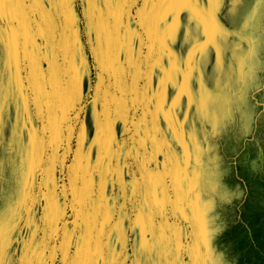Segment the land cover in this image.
Here are the masks:
<instances>
[{
  "label": "rangeland",
  "instance_id": "374dc122",
  "mask_svg": "<svg viewBox=\"0 0 264 264\" xmlns=\"http://www.w3.org/2000/svg\"><path fill=\"white\" fill-rule=\"evenodd\" d=\"M145 1L148 16L151 6L162 5V23L138 21L141 35L139 45L133 42L131 64L135 78H145L148 97L156 83H168L169 89L173 83V106L160 100L176 122L173 147L164 146L161 156L168 176L167 207L163 215L138 223L131 203L114 199L120 184L132 177L123 172L114 176L113 264H143L134 248L144 242L160 245L159 264H215L217 257L221 264H264V6L242 0L236 11L230 0L222 5L215 0ZM249 12L252 22L242 30ZM57 111L62 112L61 106ZM244 114L256 131H244L241 139L237 133ZM2 127L0 120V234L5 249L16 237L20 241L31 203L38 216L48 208L55 225L56 208L50 201L59 206L64 189L72 191L76 185L68 169L58 167L60 153L12 151L15 146L2 137ZM78 195L82 201L80 189ZM16 223L19 237H14ZM62 229L60 225L51 232L41 261L48 252L50 264H69L68 249L58 253L53 244ZM19 247L17 260L25 257L21 242Z\"/></svg>",
  "mask_w": 264,
  "mask_h": 264
},
{
  "label": "crops",
  "instance_id": "0c3cea01",
  "mask_svg": "<svg viewBox=\"0 0 264 264\" xmlns=\"http://www.w3.org/2000/svg\"><path fill=\"white\" fill-rule=\"evenodd\" d=\"M143 1L142 3V0H136V11L132 9V6H129V14L125 15L123 19H119V10L123 7L119 0L115 6L108 3V0H99L94 6L97 10L95 35L84 33V26L80 19L65 22L62 29L61 47L67 62L64 71L67 73L68 79L65 86L56 94L57 100H52L49 92L40 87L38 80L34 76L30 78L23 50L20 52L18 62L20 71L15 79L12 78L11 73L16 69L15 67L10 68L8 64V48L12 43L8 32L10 19L16 18L18 14H23L25 8L35 10L44 7V5L40 0H6L4 5L6 18L3 23V69L8 71L9 77L4 81L5 100L0 114L3 126L1 128L2 137L7 138L8 142L15 146L11 148L12 151L15 148V151L29 153L51 151L60 153L58 167L68 169V177L75 180L76 190L80 189L84 208L82 211L78 210L79 221L75 226H72L68 219H64L63 222H55V225H52L49 214L42 215V210H39L40 215L38 216L35 209L36 204L32 205L31 203L29 206L30 208L32 206L33 210L26 216L28 220L25 229H23L25 232L22 231L20 236V241L16 240V236L19 237V222L17 221L16 234L14 235L16 237L15 244L11 240L7 242L5 249L3 248L5 257L3 264H50L48 252L46 259L43 257L42 261L39 256L44 252V249L48 251L52 238L51 232L59 229L60 225L63 226V229L56 235L53 244L58 253L68 249L69 264H95L91 258V252L97 247H101L107 257L105 264H113L114 215L109 212V208L112 207L114 176L105 169V175L102 177L96 168L98 153L101 149L107 150V136L98 135L99 119L97 124L93 125L91 116L96 114L99 117L100 114H104L110 103L109 84L106 83L107 71L111 70L115 73L120 66L131 64L133 48L131 33L136 31L138 35H141L139 24L141 20L137 18L136 12L142 11L143 20L147 22L150 20L162 23V5L151 6L148 16L146 13L147 4L145 0ZM63 7L64 5L61 4V8ZM72 8V15L78 16L75 0H73ZM129 15L135 21L136 27L130 26ZM109 16L114 18L111 23L108 21ZM126 37H128L127 40ZM94 39L96 40L95 46H93ZM137 42L139 45V40ZM37 43L39 42L37 41ZM78 51L85 56L86 63L92 65L93 80L100 76L97 92L93 96L94 103L91 111L84 108L77 110L73 69L76 66ZM97 62L105 69L104 75L96 72ZM16 63L13 52V64ZM111 83H115V81ZM125 86L136 94L129 97L134 101V107L130 114L121 112L119 120L115 118L111 120L112 138L124 139L121 128L125 132L131 128L134 133H142L143 137L149 138V144L152 139H155L163 148L164 146L172 148L173 125H176V122L175 119L173 122L172 112L168 114V111L163 109L160 100L163 99L162 103L165 105L170 102L173 106V83L170 85V89L168 83H156L154 87L152 86L153 89H151L149 97L145 78H130ZM60 106L62 112L57 111V107ZM112 112L115 117V110L113 109ZM105 123L107 126V121ZM175 135L174 127V143ZM161 156L162 153L157 157L160 162L162 161ZM112 168L114 171L115 163ZM94 172L95 174H93ZM63 202L64 199L60 198L59 204L61 205ZM66 215L71 216V212ZM46 216L47 220H45ZM52 216H55L57 220L55 210ZM71 219L75 221L76 217L72 216ZM2 236L3 233L0 234V244L3 245ZM9 236L13 237V231ZM20 242L24 245L25 257L22 256L17 260ZM12 246L14 247V257L11 255Z\"/></svg>",
  "mask_w": 264,
  "mask_h": 264
},
{
  "label": "snow or ice",
  "instance_id": "6c2138e0",
  "mask_svg": "<svg viewBox=\"0 0 264 264\" xmlns=\"http://www.w3.org/2000/svg\"><path fill=\"white\" fill-rule=\"evenodd\" d=\"M40 2L44 7L35 10L25 8L23 14H18L16 18L10 19L8 32L12 43L9 44L8 48V64L10 68L15 67L16 69L11 73L12 78L15 79L20 71L18 62L20 52L23 50L30 78L34 76L42 89L55 96L65 86L68 79L67 73L64 71L67 62L61 47L63 26L66 21L80 19L84 26V33L95 35L97 10L94 6L99 0H75L78 16L72 15L73 0H40ZM119 2L123 4L119 10V19H123L125 15L129 14V6H132V9L136 11V0H119ZM215 2L220 5L223 4V0H215ZM256 2L258 6H264V0H256ZM5 3L6 0H0V111L4 107L5 100L4 81L9 77L8 71L3 69ZM108 3L115 6L117 0H108ZM61 4L64 5L63 8H61ZM241 6L242 0H230V8L239 11ZM136 15L143 21L142 11H137ZM246 16L247 19L242 25V30L246 29L252 22L253 13H246ZM113 19L112 16H109V23ZM129 20L130 26L136 27L135 21L130 15ZM240 34L243 37V31ZM127 39L128 37H126ZM138 39L139 35L133 31L131 41L135 42ZM249 43L252 42L249 41ZM95 45L96 40L94 39L93 46ZM13 52L17 61L15 65L13 64ZM95 68L97 73L105 74V69L100 63L97 62ZM73 71L75 72L73 86L76 93L77 110L84 108L91 111L94 103L93 96L97 92L100 76L93 80L92 65L86 63L85 56L81 55L79 51ZM135 75V66L131 64L120 66L115 73L111 70L107 71L106 83L109 84L110 103L107 105L104 114H100L99 117L92 114L91 120L93 125H96L99 119L98 135L107 136V150L101 149L98 153L96 168L102 177L105 175V169L113 176L123 172L132 177L131 181H124L120 184L119 194L115 195L114 199L131 203L132 210L138 214L137 221L139 223L153 215H163L167 207L164 193L167 191L168 176L166 167H163L160 160L157 159L163 151V146L159 141L152 139L151 144H149V138L143 137L142 133H134L131 128L127 132L121 128V133L125 137L122 140L113 139L111 136V120L113 118L119 120L121 112L130 114L134 107V101L129 97L136 94L129 91L125 85L127 80L134 79ZM112 81L115 83H111ZM100 86L103 87V85ZM113 109L115 110V117H113ZM105 121H107V126ZM244 131H248L249 134L256 131L252 125V118L247 114L242 116L237 133L241 139ZM261 139L264 141V132L261 133ZM113 163H115V171L112 168ZM61 176H63L62 172ZM64 191L66 196L63 204L55 206L54 202L50 201L49 206L56 208L58 222L68 219L70 224L75 226L79 221L78 210H83L84 202L80 201L78 191L75 188L72 191L65 188ZM68 196L71 197L70 200ZM48 210L45 208L46 213ZM68 212H71V216L66 215ZM109 212L114 215L115 207H110ZM72 216L76 217L75 221L71 219ZM120 216L121 218L125 216L124 205L120 206ZM45 220H47V216ZM73 238L75 239V237ZM159 247L160 245L144 242L134 248V255L143 264H159L157 256ZM91 258L95 264H105L107 259L101 247H97L91 252ZM4 259L3 245L0 244V264H3ZM215 264H221L218 257Z\"/></svg>",
  "mask_w": 264,
  "mask_h": 264
}]
</instances>
